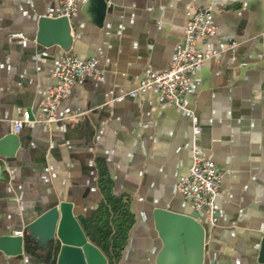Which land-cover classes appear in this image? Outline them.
Returning a JSON list of instances; mask_svg holds the SVG:
<instances>
[{
    "label": "crops",
    "instance_id": "1",
    "mask_svg": "<svg viewBox=\"0 0 264 264\" xmlns=\"http://www.w3.org/2000/svg\"><path fill=\"white\" fill-rule=\"evenodd\" d=\"M204 6L216 33L199 47L217 55L193 73L188 111L154 91L131 97L145 70L168 66L188 15ZM58 10L57 0H0V143L12 138L0 147V237L27 238L21 255L0 250V264H56L54 247L31 244L26 227L60 203L79 223L92 217L106 187L132 220L110 264H157L155 211L196 213L176 189L194 126L201 155L222 174L216 225L196 213L201 264H264V0H86L67 53L95 59L99 79L68 90L57 107L67 119L13 132L23 112L39 115L66 53L37 40L39 20Z\"/></svg>",
    "mask_w": 264,
    "mask_h": 264
},
{
    "label": "built area",
    "instance_id": "2",
    "mask_svg": "<svg viewBox=\"0 0 264 264\" xmlns=\"http://www.w3.org/2000/svg\"><path fill=\"white\" fill-rule=\"evenodd\" d=\"M86 0H57L59 18L71 20ZM216 29L211 21V9L208 6L199 8L189 14L183 28L181 42L176 46L168 66L159 73L148 69L138 81L136 88L130 92L154 91L159 103H167L174 108L188 111V93L192 84V75L208 59L215 58L217 53L202 50L199 44L214 37ZM13 37H20L14 35ZM234 45H220V51L233 50ZM93 58L81 60L71 53H64L57 59L52 75L53 85L47 91L39 105V115L35 118L28 111L11 123L13 132L22 127L34 125H50L65 118L57 117V107L66 96L68 90L82 85L87 79L98 80L99 72ZM200 130L192 128L190 166L187 175L176 185L183 199L191 202L196 213L205 214L206 223L213 227L217 223L215 201L220 195L221 171L216 165L206 160L200 153L198 140ZM15 235L20 236V232Z\"/></svg>",
    "mask_w": 264,
    "mask_h": 264
},
{
    "label": "water",
    "instance_id": "3",
    "mask_svg": "<svg viewBox=\"0 0 264 264\" xmlns=\"http://www.w3.org/2000/svg\"><path fill=\"white\" fill-rule=\"evenodd\" d=\"M71 21V20H70ZM70 21L59 17H42L38 22V42L56 44L69 52L72 36ZM7 137L1 145L11 142ZM155 228L163 242L157 264H201L203 229L197 222V214L182 216L162 210L154 214ZM26 230L29 242L56 250V264H108L102 252L91 244L80 223L73 217L69 203H60L30 223ZM27 244L22 235L0 237V250L10 255H21ZM29 251L30 248L25 246Z\"/></svg>",
    "mask_w": 264,
    "mask_h": 264
},
{
    "label": "trees",
    "instance_id": "4",
    "mask_svg": "<svg viewBox=\"0 0 264 264\" xmlns=\"http://www.w3.org/2000/svg\"><path fill=\"white\" fill-rule=\"evenodd\" d=\"M131 221L127 205L111 196L106 187L103 200L93 216L81 220L80 226L88 241L103 253L110 264L123 249Z\"/></svg>",
    "mask_w": 264,
    "mask_h": 264
}]
</instances>
